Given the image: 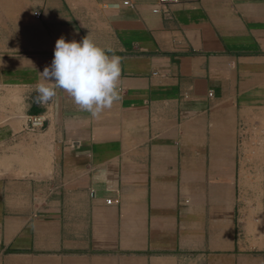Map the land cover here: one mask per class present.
I'll use <instances>...</instances> for the list:
<instances>
[{
	"label": "crops",
	"instance_id": "crops-1",
	"mask_svg": "<svg viewBox=\"0 0 264 264\" xmlns=\"http://www.w3.org/2000/svg\"><path fill=\"white\" fill-rule=\"evenodd\" d=\"M88 35L119 98L37 102L56 41ZM254 170L264 0H0V264H264Z\"/></svg>",
	"mask_w": 264,
	"mask_h": 264
},
{
	"label": "clouds",
	"instance_id": "clouds-1",
	"mask_svg": "<svg viewBox=\"0 0 264 264\" xmlns=\"http://www.w3.org/2000/svg\"><path fill=\"white\" fill-rule=\"evenodd\" d=\"M45 82L37 85V102L48 103L55 89L66 92L80 110L98 117L119 98L117 83L121 77V58L108 55L89 35L81 41L61 36L55 44L51 65L40 72Z\"/></svg>",
	"mask_w": 264,
	"mask_h": 264
},
{
	"label": "rangeland",
	"instance_id": "rangeland-1",
	"mask_svg": "<svg viewBox=\"0 0 264 264\" xmlns=\"http://www.w3.org/2000/svg\"><path fill=\"white\" fill-rule=\"evenodd\" d=\"M12 2L13 0H5V5H11ZM243 175L245 183V187L243 189L244 195L251 197H264V170L246 171Z\"/></svg>",
	"mask_w": 264,
	"mask_h": 264
},
{
	"label": "built area",
	"instance_id": "built-area-1",
	"mask_svg": "<svg viewBox=\"0 0 264 264\" xmlns=\"http://www.w3.org/2000/svg\"><path fill=\"white\" fill-rule=\"evenodd\" d=\"M166 2H170L173 0H164ZM36 18H40L41 15L39 13H35ZM30 127L33 129H41L44 127L45 121L41 116H31L29 120ZM108 203H111L108 201Z\"/></svg>",
	"mask_w": 264,
	"mask_h": 264
}]
</instances>
